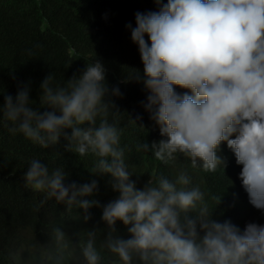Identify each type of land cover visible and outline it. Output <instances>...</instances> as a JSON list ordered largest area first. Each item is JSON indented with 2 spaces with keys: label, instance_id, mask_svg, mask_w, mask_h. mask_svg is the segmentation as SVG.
Listing matches in <instances>:
<instances>
[{
  "label": "clouds",
  "instance_id": "1",
  "mask_svg": "<svg viewBox=\"0 0 264 264\" xmlns=\"http://www.w3.org/2000/svg\"><path fill=\"white\" fill-rule=\"evenodd\" d=\"M155 3L156 11L137 12L135 27L120 30L143 63V73L133 70L124 82L147 92L139 117L126 114L146 132L137 120L150 118L162 137L139 139L135 150L170 169L142 176L143 188L122 143L125 113L113 99L121 90L109 86L99 59L85 58V70L63 83L47 76L38 107L28 86L4 95L0 127L42 149L63 139L67 151L93 157L89 171L110 177L118 193L100 204L96 180L66 183L65 167L32 159L21 185L43 193L41 204L61 207L42 220L15 214L25 223L20 246L39 264H264V224L255 223L264 215V0ZM94 207L103 230L70 238L60 212L76 209L91 223ZM32 228L40 235L35 246L27 243Z\"/></svg>",
  "mask_w": 264,
  "mask_h": 264
},
{
  "label": "trees",
  "instance_id": "2",
  "mask_svg": "<svg viewBox=\"0 0 264 264\" xmlns=\"http://www.w3.org/2000/svg\"><path fill=\"white\" fill-rule=\"evenodd\" d=\"M156 10L155 0H0V105L4 103L5 94L15 98L20 87L28 86L30 99L38 107L41 83L47 76L53 75L56 83H63L85 70V58L99 59L106 68L109 86H118L121 90L122 97L113 99L121 113H125L119 121V126L125 129L122 143L131 149L127 153L130 167L142 174H134L132 180L138 188H143L142 176L167 173L170 169L150 154L135 150L139 139L152 143L162 137L155 135V124L150 118L137 120L146 132L133 124L126 114L133 119L139 117L136 109L140 100L147 99V92L142 83L124 82L133 70L143 73V63H140L138 47L132 39L128 45L121 43L120 30L128 24L135 27L137 12ZM66 144L61 139L55 148L42 149L22 135L12 136L0 127V264H39L20 246L23 240L20 228L25 223L15 214L42 220L58 214L61 208L54 200L41 204L43 193L21 185V177L32 159H40L50 170L65 167L69 173L66 183L84 184L96 180L99 191L95 199L100 204L106 195L118 196L111 188L110 177L95 176L89 171L94 158H80L67 151ZM236 188L240 190L239 185ZM214 192L223 193L224 190ZM99 210L95 207L90 210L91 217L95 216L91 223L78 219L76 209L69 213L62 210L57 219L67 224L66 234L70 238H77L86 230H103L97 225ZM263 217L262 214L255 223L264 224ZM39 224L46 231L45 223ZM39 240L38 228H32L27 243L35 246ZM48 242L49 239L43 240L44 246Z\"/></svg>",
  "mask_w": 264,
  "mask_h": 264
}]
</instances>
